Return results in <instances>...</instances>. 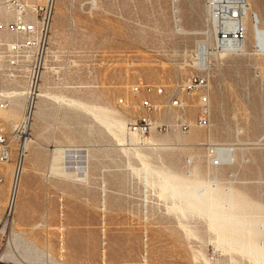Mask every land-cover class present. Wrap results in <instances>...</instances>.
Returning <instances> with one entry per match:
<instances>
[{
    "label": "rangeland",
    "instance_id": "rangeland-1",
    "mask_svg": "<svg viewBox=\"0 0 264 264\" xmlns=\"http://www.w3.org/2000/svg\"><path fill=\"white\" fill-rule=\"evenodd\" d=\"M91 1H57L51 70L40 82L50 98L40 119L22 134L25 95L0 111L11 153L9 163H0V264H141L143 251L147 264H264V54L253 49L250 22L246 51L221 55L212 37L199 34L212 26L206 0L179 4L184 28L199 35L175 32L171 0ZM253 8L264 26V0ZM202 41L211 43L204 70L209 125L133 139L127 131L139 115L138 100H164L133 95L136 85L180 96L190 105L187 122H194L193 98L180 87L203 74L192 66ZM26 89L19 81L13 92ZM68 100L102 113L97 118ZM177 115L172 110L158 120ZM193 132L200 138L189 142ZM26 139L12 211L11 185ZM207 142L231 149L234 163L211 166ZM55 147L66 150L72 176L50 174Z\"/></svg>",
    "mask_w": 264,
    "mask_h": 264
},
{
    "label": "built area",
    "instance_id": "built-area-1",
    "mask_svg": "<svg viewBox=\"0 0 264 264\" xmlns=\"http://www.w3.org/2000/svg\"><path fill=\"white\" fill-rule=\"evenodd\" d=\"M58 0H0V111L5 110L12 97L10 93L18 88L19 81L26 84V102L31 105L37 98L42 74L49 55L50 36ZM227 1L206 0L208 19L214 28L213 50L215 53H237L246 40L245 17L248 0H239L240 8H227ZM260 25L257 20L256 27ZM257 53L264 49L255 48ZM196 60L199 59L195 52ZM205 70V69H204ZM188 77L180 90L193 98L196 116L193 123L187 122L189 103L175 93L167 94L161 86L143 85L132 87L131 93L147 95L155 93L164 97L162 102L152 101L144 96L136 103L139 115L128 126V132L142 139L152 130L159 132L178 129L188 132L191 125L207 127L210 122L208 74ZM176 110L173 122L159 121L166 112ZM29 112L25 110L24 117ZM226 160L217 156L218 146L207 145L210 164L213 167L229 166L234 163L233 152ZM10 147L7 137L0 133V163L10 162ZM145 251L140 255L141 264H147Z\"/></svg>",
    "mask_w": 264,
    "mask_h": 264
},
{
    "label": "bare ground",
    "instance_id": "bare-ground-1",
    "mask_svg": "<svg viewBox=\"0 0 264 264\" xmlns=\"http://www.w3.org/2000/svg\"><path fill=\"white\" fill-rule=\"evenodd\" d=\"M253 1L254 0H248V4H247V14H246V17H245L246 39L248 37L247 36L248 22H250V24H251V36H252V40H253V49H254V47L255 48L259 47L260 49H264V26L262 25V20H261V17L259 15L258 11H256L253 8ZM91 3L94 6L96 4V0H92ZM179 4H180V0H171L174 29H175V32L177 34H179V35H189L190 32L187 31L184 28L183 24H182L181 8H180ZM205 8H206V6H205ZM227 8H240V1L239 0L227 1ZM206 11H207V8H206ZM207 16H208V11H207ZM257 20L260 23V25L258 27H256ZM208 21H209V19H208ZM204 33L208 37H212L211 38V43L214 42V28L212 26L210 27V29H207V31H205V32H199V34H204ZM191 34L192 35L193 34L196 35V34H198V32H194V33H191ZM211 43L208 42V41L199 42V44L197 45V49H196V52H198L199 59L196 60V62H193L192 66L196 67L199 70L206 69V67H207V56L210 53ZM246 49H247V43H246V40H245L243 45L241 46V48L239 49V51L237 53L245 52ZM49 53H50V50H49ZM225 54H227V52L226 53L225 52L221 53V55H225ZM230 54H236V53H230ZM260 54H264V53H260ZM47 59H48V57H47ZM47 59H46L45 70H46V68L51 70V68L48 67V65H47ZM42 76H43V74H42ZM25 94H26V92H24V91H16V92L10 93V97L22 96V95H25ZM48 97H49L48 92L43 91V90H39L38 93H37V98H36L35 102L32 103L31 105H29V104L27 105L26 109H27V112H29V116L27 118L23 117V120H22V128H23L22 134H26L27 130H29V128H31L32 119H33L34 116H36L38 114V111H39V103L43 99H46ZM62 102H65V101L63 100ZM68 102L73 107L74 106L75 107H80V108H83V109L87 110V107L85 105H82L79 102L72 101V100H68ZM88 109L90 110V112H91V110H93L91 108H88ZM93 111H95V110H93ZM97 112H98V115H99V113H102V111H97ZM97 112H94V113H97ZM103 116H106V118L108 117L105 114ZM100 117H101V115H100ZM111 119L112 118H110V122L112 121ZM107 121H108V118H107ZM114 123H116L119 126H121L122 128H124V124L123 123L116 122V121ZM127 133H128L129 136H131L136 141L138 140V138H136L134 135L130 134L128 131H127ZM209 134L211 135V133H207V140L210 139ZM207 143L208 144H212L210 142H207ZM150 146H152L154 148V147H161L162 145L150 142ZM27 148H28V140L26 139L23 142V144L21 145V148H20V155H19V159L17 161V164L15 166L14 179H13L12 185H11V192H10V197H9V208L12 211L15 209V206H16L18 183H19V178H20V174H21V171H22V165H23V162H24V153L26 152ZM53 153H54V156L51 158V162H50V172H51L50 174H55V175L62 176V177H66V176L68 177L70 175L72 176L73 172L72 173H68L67 172V167L64 165V158H65V155H66L65 154L66 150H64L62 148L55 147L53 149ZM217 156L221 160L228 159L231 156L229 148L218 147ZM167 170H169V172L171 173L172 176H175L174 172L170 168H167ZM193 172L196 173V174L198 173L197 166L192 169L190 175L193 174ZM46 177H47V175H46ZM79 180H81V179H79ZM203 190H205V189H203ZM199 193L200 192L199 191L197 192V190H196V193H194V195H196L195 197H199L202 201H204L202 196H201V194H199ZM204 193H205V191H204ZM230 208H231V206H230ZM210 217L214 218V219H217L220 216H219L218 213H212L210 215ZM262 257L264 259V254H262Z\"/></svg>",
    "mask_w": 264,
    "mask_h": 264
},
{
    "label": "crops",
    "instance_id": "crops-1",
    "mask_svg": "<svg viewBox=\"0 0 264 264\" xmlns=\"http://www.w3.org/2000/svg\"><path fill=\"white\" fill-rule=\"evenodd\" d=\"M180 8H181V6H180ZM181 15H182V10H181ZM182 24H183V21H182ZM183 26H184V24H183ZM191 33H194V32H190V34H191ZM48 71H50V70L46 68V70L44 71L42 77L46 78V75H47V72H48ZM39 90H43V91L48 92V90L46 89L44 83H42V84L40 85ZM48 93H49V92H48ZM49 94H50V93H49ZM46 100H48V99H43V100L39 103V111H38V114H37L36 116H34L33 119H32V126L34 125V122H35V121H37L38 119H40V116H41V113H42V110H43V104L46 102ZM79 103H81V102H79ZM81 104H82V105H85V104H83V103H81ZM85 106L87 107V110H88V111H90L88 108H91V109H92V107H90V106H87V105H85ZM91 112H92V113L98 118V112H97V111H93V110H91ZM94 112H97V113H94ZM32 126H31V127H32ZM206 136H207V134H206ZM209 136H210V134H209ZM199 138H200V134H199V133H196V132H193V133L190 134V136L188 137V139H189L188 141H189V142L197 141Z\"/></svg>",
    "mask_w": 264,
    "mask_h": 264
}]
</instances>
